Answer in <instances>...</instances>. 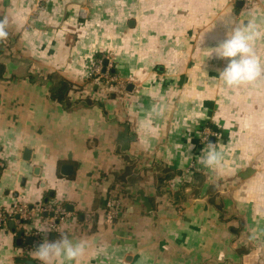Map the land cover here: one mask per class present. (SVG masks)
Returning <instances> with one entry per match:
<instances>
[{
	"label": "crops",
	"instance_id": "crops-1",
	"mask_svg": "<svg viewBox=\"0 0 264 264\" xmlns=\"http://www.w3.org/2000/svg\"><path fill=\"white\" fill-rule=\"evenodd\" d=\"M254 1L0 0L9 19L0 40V212L48 199L71 214L54 229L47 216L9 223L0 264H41L28 241L36 230L85 241L78 264H264V76L227 88L216 79L224 62L211 55L227 15L255 17L264 32V0ZM256 50L264 63V38ZM102 54H112L126 89L90 78ZM60 80L73 84L71 102L90 103L67 110L52 101ZM213 134L224 154L215 170L198 162ZM181 190L186 199L176 202ZM111 200L119 214L109 223Z\"/></svg>",
	"mask_w": 264,
	"mask_h": 264
},
{
	"label": "clouds",
	"instance_id": "clouds-1",
	"mask_svg": "<svg viewBox=\"0 0 264 264\" xmlns=\"http://www.w3.org/2000/svg\"><path fill=\"white\" fill-rule=\"evenodd\" d=\"M221 19L224 37L211 48V55L214 53L217 60L224 62V66L217 69L219 77L216 79L223 81L227 88L255 83L264 76V63L256 50V43L264 38V32L260 30L255 17L244 23H241L239 17L230 15ZM8 24L7 16L0 18V40L8 37ZM223 160L224 154L217 148L216 143L206 142L198 162L206 169L215 170L222 165ZM86 249L85 241H74L67 232H61L54 240H49L45 235L43 242L35 245L32 254L41 264H53L58 260L64 261L65 264H78Z\"/></svg>",
	"mask_w": 264,
	"mask_h": 264
},
{
	"label": "built area",
	"instance_id": "built-area-1",
	"mask_svg": "<svg viewBox=\"0 0 264 264\" xmlns=\"http://www.w3.org/2000/svg\"><path fill=\"white\" fill-rule=\"evenodd\" d=\"M243 1L245 6H252L255 3L254 0H239ZM115 62L112 54H102L95 59L93 67L90 72V78L104 79L109 84H117L121 89H126L127 84H119L117 75H112L115 69ZM212 137H217L216 134L208 135L206 142ZM43 213L47 214L46 219L49 220L48 225L54 229L60 222L70 217V213L66 211L59 204H47L38 209L29 208L26 205H16L9 211L0 212V231L7 228V225L11 222L21 224V222H34L36 218L42 216ZM119 214V209L115 201H109L106 205V219L109 223H112ZM53 215V216H51ZM29 235L35 240V245L43 241L42 233L39 231L30 232Z\"/></svg>",
	"mask_w": 264,
	"mask_h": 264
},
{
	"label": "trees",
	"instance_id": "trees-1",
	"mask_svg": "<svg viewBox=\"0 0 264 264\" xmlns=\"http://www.w3.org/2000/svg\"><path fill=\"white\" fill-rule=\"evenodd\" d=\"M4 70H5L4 67L0 66V77H2ZM112 75H115V73L112 72ZM73 87H74L73 84H71L69 81L60 80L58 83H55V85L51 87L50 92H49V96H50L52 101L61 104L67 110L73 108V106L77 105V103H80V102L90 103L88 101V99L87 100H81V101H78L75 103L71 102L69 95H70V92L72 91ZM194 174H196V176L199 178L200 184L204 188L205 187V183H204L205 179L199 173H194ZM169 178H170L169 174H166L165 177H162V181L163 182L168 181ZM201 185L199 187H201ZM207 192H208V194H207ZM207 192H206V194L208 195L209 202L211 204H213L218 211H222L223 206H222L221 201H219L218 204L216 201L220 197V194L218 193L217 188H215V186H209L207 188ZM201 193L202 192H200L199 194H201ZM173 197H174L176 202H180V201H183L186 199L185 194L182 190H181V192L176 193ZM46 198H50V196L46 195ZM48 202H49V200H48Z\"/></svg>",
	"mask_w": 264,
	"mask_h": 264
},
{
	"label": "water",
	"instance_id": "water-1",
	"mask_svg": "<svg viewBox=\"0 0 264 264\" xmlns=\"http://www.w3.org/2000/svg\"><path fill=\"white\" fill-rule=\"evenodd\" d=\"M238 6H240V7H242L243 6V2H240L239 4H238ZM132 89H133V86H129L128 87V89H127V91H132ZM26 154H29V150H26ZM24 160L25 161H29L30 160V158H24ZM1 166H0V172H1ZM39 171H41V169L39 168V167H36L35 168V171H34V173H35V176H39L40 175V173H39ZM72 171H73V167L72 166H70V165H63L62 166V168H61V173L63 174V175H65V176H70L71 175V173H72ZM48 204V199H45L44 200V202H43V205H47ZM42 216H47V214L46 213H43V215ZM51 216H53V215H51ZM25 224H27L26 222H22L21 224H20V226H22V227H24L25 226ZM10 225H11V227L14 225V223H10ZM33 240V238L32 237H29L28 238V241L31 243V241ZM19 244H20V242H19ZM27 264H36L34 261H28L27 262Z\"/></svg>",
	"mask_w": 264,
	"mask_h": 264
},
{
	"label": "rangeland",
	"instance_id": "rangeland-1",
	"mask_svg": "<svg viewBox=\"0 0 264 264\" xmlns=\"http://www.w3.org/2000/svg\"><path fill=\"white\" fill-rule=\"evenodd\" d=\"M47 192H48V190H47Z\"/></svg>",
	"mask_w": 264,
	"mask_h": 264
}]
</instances>
